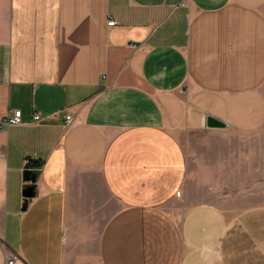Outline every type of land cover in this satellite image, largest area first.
I'll return each instance as SVG.
<instances>
[{
  "label": "crops",
  "instance_id": "obj_1",
  "mask_svg": "<svg viewBox=\"0 0 264 264\" xmlns=\"http://www.w3.org/2000/svg\"><path fill=\"white\" fill-rule=\"evenodd\" d=\"M16 110L0 264L5 248L28 264H264V201L167 207L187 178L180 132L222 129L209 116L264 132V0H0V119ZM249 155L264 190V136Z\"/></svg>",
  "mask_w": 264,
  "mask_h": 264
},
{
  "label": "rangeland",
  "instance_id": "obj_2",
  "mask_svg": "<svg viewBox=\"0 0 264 264\" xmlns=\"http://www.w3.org/2000/svg\"><path fill=\"white\" fill-rule=\"evenodd\" d=\"M256 133L230 127L180 132L187 157V178L168 210L181 216L195 204L233 210L263 202L264 190L256 187L259 182L250 180L254 173L250 171L249 151L254 140L264 136L262 131Z\"/></svg>",
  "mask_w": 264,
  "mask_h": 264
},
{
  "label": "built area",
  "instance_id": "obj_3",
  "mask_svg": "<svg viewBox=\"0 0 264 264\" xmlns=\"http://www.w3.org/2000/svg\"><path fill=\"white\" fill-rule=\"evenodd\" d=\"M115 24H116V21L114 19L108 22L109 26H114ZM34 119L37 121L40 120L41 119L40 113H36L34 115ZM21 122H22V111L16 110L15 113L8 114L6 117L0 119V127L20 124ZM72 122H73V116L71 114L67 115L66 117L67 125H70ZM41 167L42 166H38L36 169L40 170ZM4 256H5L4 264H28L21 260L20 255H18L15 251L9 248L4 249Z\"/></svg>",
  "mask_w": 264,
  "mask_h": 264
},
{
  "label": "water",
  "instance_id": "obj_4",
  "mask_svg": "<svg viewBox=\"0 0 264 264\" xmlns=\"http://www.w3.org/2000/svg\"><path fill=\"white\" fill-rule=\"evenodd\" d=\"M207 125L210 128H226L228 126L226 122L212 116L208 117ZM24 178L26 181H29L31 183L25 186L23 195L25 197H33L35 195V185L33 183L37 179V174L31 170H28L25 172Z\"/></svg>",
  "mask_w": 264,
  "mask_h": 264
},
{
  "label": "trees",
  "instance_id": "obj_5",
  "mask_svg": "<svg viewBox=\"0 0 264 264\" xmlns=\"http://www.w3.org/2000/svg\"><path fill=\"white\" fill-rule=\"evenodd\" d=\"M33 165H35V166H41V164L40 163H34Z\"/></svg>",
  "mask_w": 264,
  "mask_h": 264
}]
</instances>
